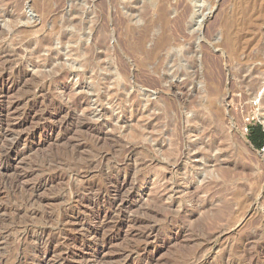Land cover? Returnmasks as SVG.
I'll return each instance as SVG.
<instances>
[{
	"label": "rangeland",
	"instance_id": "rangeland-1",
	"mask_svg": "<svg viewBox=\"0 0 264 264\" xmlns=\"http://www.w3.org/2000/svg\"><path fill=\"white\" fill-rule=\"evenodd\" d=\"M233 11L234 0H0V70L5 59L30 74L11 97L62 112L60 135L0 166V264H30L36 235L72 212L87 220L81 204L113 180L132 189L121 216L159 229L153 264H264V151L249 143L264 130V20L230 46ZM18 169H34L29 184ZM129 240L144 242L109 250Z\"/></svg>",
	"mask_w": 264,
	"mask_h": 264
},
{
	"label": "bare ground",
	"instance_id": "bare-ground-1",
	"mask_svg": "<svg viewBox=\"0 0 264 264\" xmlns=\"http://www.w3.org/2000/svg\"><path fill=\"white\" fill-rule=\"evenodd\" d=\"M36 6H38V4H36ZM204 14L202 16L203 20L206 17ZM160 16H161V19L163 22H167L166 17H168V16H167V10L165 7H163L161 9V15ZM230 20L232 22V24H231L232 26H231L230 33L228 32L229 34H228L226 42H228L230 44V46H232V44H236L237 42L240 41L242 31L245 29V27L250 26L254 23H259L262 20H264V0H234V11L231 15ZM66 38H67V36L61 35L62 41L65 40ZM142 40H144V39H142ZM167 40H168L167 34L161 33V35L157 41V44L152 51V54H155V52H157L158 49L164 43L167 42ZM45 46L48 47L50 50L52 49L51 38H47V40L42 44L41 47H45ZM81 49H82V46L78 47V48H74L72 50L74 51L75 55H79L81 53ZM230 49H232V48H230ZM93 52H95V51H93ZM87 54H88V57L86 59V61H87L86 63H89L91 61V59L93 58V55L91 54L90 49L87 51ZM1 60L2 59L0 58V61ZM3 61H4L5 67L2 70H0V166L4 170L9 171V169H11L14 166L15 161L16 162L21 161L22 156L24 154H26V152H27V148H29V146L31 147L30 142L32 140H35L38 138L40 140L45 141L48 137H51L55 133L59 132V130H61L60 129L61 127L58 126L59 124H55L54 121H55V118L62 116L61 115L62 112L59 109H56L53 111L43 109V108H41L42 105H41V102H39V101L34 100V101L29 102V97H30L29 95L24 96V98H22V99L21 98L13 99V97H11L13 92L15 90H17L18 88H21L24 86V83H25L24 81L26 80L27 76L30 74L23 69H21V70L20 69H14L12 66H8V64H6L5 59ZM18 67H19V65H18ZM20 67H22V65ZM27 87L29 88V90L31 89L30 86H27ZM46 87H47V85H46ZM42 88H43L42 86H39V90H41ZM39 92H41V91H39ZM52 102H50V103H52ZM67 115H69V114H67ZM59 118H61V117H59ZM63 118H65V117H63ZM59 123H61V122H59ZM57 134H59V133H57ZM243 138H244V140H246L244 135H243ZM183 143H185V142H183ZM31 149H30V151H31ZM131 151H132V149H131ZM26 155H24V156H26ZM63 166H65V165H63ZM18 170H20V169H18ZM15 172H16L15 179L17 181L29 184L32 180V179L30 180V178L34 174V169L31 171L20 170L18 172L17 171H15ZM107 173H109V172H107ZM87 175H88V173H87ZM107 175H109V174H107ZM44 179H45V176H44ZM46 180H41L38 183L36 182L35 192H37L36 194L38 195V197H41L39 194V191L48 185ZM30 185H32V183ZM126 187H127L126 180H123V181L121 180V182H114V180H113V185L111 184V186L106 188L105 194H103V196L99 195L98 197H95L94 200H92V201L88 200V201L83 202L81 204L84 207V209H88L87 211H89L88 212L89 218L87 220L85 219V217L82 218V215H83L82 213H81V215H78L77 213L72 212L71 215H67L65 217V219H62L60 221V224L57 225L58 226L57 228L59 230L56 233H53V232L47 233L44 229V230H42V232H40V234H37L35 237V239H36L35 254H34L33 258L31 259L32 261L30 262V264H139V262L144 263V264H153V262L156 261V258H158L157 257V255H158L157 247H158V243H160L161 239H162L161 235L158 233L159 229L156 230V228L153 226H146V228H144V227L141 228V225L138 226L139 223H138V221H135V218L133 221V220L128 218L129 215H128V217L124 216V215L121 216L122 211L126 207H129L131 202H132V198H131L132 189H129L130 188L129 187L127 190ZM107 195H108L107 198H109L108 203L106 205H104V204L101 205V202L103 200L101 198H103ZM48 199H46L45 197L44 198L41 197V200L43 203L48 202ZM100 199H101V202H100ZM38 201H39V198H38ZM0 207H1V205H0ZM76 208H78V207H76ZM78 210H77V212H78ZM85 212H83V213H85ZM48 213H49V211H48ZM63 213H65V212H63ZM159 217H161V216H159ZM167 221H168V219H167ZM181 223H183V222H181ZM46 224H48V223H46ZM23 225H25V224H23ZM144 225H145V223H144ZM17 226H18V223H17ZM54 226H56V225H54ZM4 227H6V226H4ZM39 228H43V226L39 227ZM0 229H2V228H0ZM70 232H74V233L69 234ZM129 235L140 236V238L144 239V242L143 243H139V242L137 243V242L129 240L125 246H124L125 243L121 244V245H123V247L118 249L117 251H114L115 249L114 250L112 249V251L109 250L110 247L113 246L114 241H117L118 239H120L121 236H125V238L128 240ZM166 236H167V234H166ZM176 236H177V234H176ZM132 237L135 239L134 236H132ZM132 237H131V239H132ZM35 239H34V241H35ZM25 246H26V244H25ZM19 248H20V246H19ZM74 248H79V251L74 250ZM201 250H202V248H201ZM203 258H204V256H203ZM17 259H18V257H17ZM191 261L193 262L192 259H191ZM199 263H201V262L199 261ZM220 263H222V262H220Z\"/></svg>",
	"mask_w": 264,
	"mask_h": 264
},
{
	"label": "trees",
	"instance_id": "trees-1",
	"mask_svg": "<svg viewBox=\"0 0 264 264\" xmlns=\"http://www.w3.org/2000/svg\"><path fill=\"white\" fill-rule=\"evenodd\" d=\"M250 139L254 146L258 149L264 148V130L262 125L252 126L250 129Z\"/></svg>",
	"mask_w": 264,
	"mask_h": 264
},
{
	"label": "water",
	"instance_id": "water-1",
	"mask_svg": "<svg viewBox=\"0 0 264 264\" xmlns=\"http://www.w3.org/2000/svg\"><path fill=\"white\" fill-rule=\"evenodd\" d=\"M249 143L254 147L255 150H257L260 154H262L263 151L262 149L261 150L257 149L251 141Z\"/></svg>",
	"mask_w": 264,
	"mask_h": 264
},
{
	"label": "built area",
	"instance_id": "built-area-1",
	"mask_svg": "<svg viewBox=\"0 0 264 264\" xmlns=\"http://www.w3.org/2000/svg\"><path fill=\"white\" fill-rule=\"evenodd\" d=\"M262 150L264 151V148H262Z\"/></svg>",
	"mask_w": 264,
	"mask_h": 264
}]
</instances>
